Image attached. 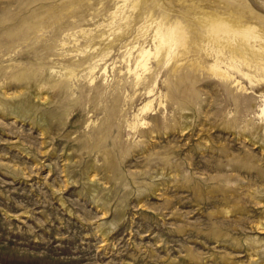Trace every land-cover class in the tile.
<instances>
[{
	"label": "rangeland",
	"instance_id": "obj_1",
	"mask_svg": "<svg viewBox=\"0 0 264 264\" xmlns=\"http://www.w3.org/2000/svg\"><path fill=\"white\" fill-rule=\"evenodd\" d=\"M134 1L0 0V264H264V54L232 38L213 76L204 22L225 9L264 50V0ZM158 25L183 65L135 85Z\"/></svg>",
	"mask_w": 264,
	"mask_h": 264
},
{
	"label": "bare ground",
	"instance_id": "obj_2",
	"mask_svg": "<svg viewBox=\"0 0 264 264\" xmlns=\"http://www.w3.org/2000/svg\"><path fill=\"white\" fill-rule=\"evenodd\" d=\"M122 1H123V5L126 6L128 0H122ZM138 6H139V0H135L132 3V6L130 7V9L132 11H135L138 8ZM224 12H225V9H222V10L219 9V11L209 12L208 14L205 15L204 22L208 28L209 37L211 38V42L219 45V48L215 50V53H216L215 62L209 67L208 70L209 72H211L213 76L223 79V80H228L230 79L231 76L226 69L222 68L221 66L222 61H219V56L223 55L222 54L223 48H234V46L232 45V41H233L232 38L235 39L237 37L238 41L240 40L242 45L248 44V43L251 44V42H253V45H251V47L257 53L264 54V50H262L261 47H258L255 45L256 42L260 43L261 41V35L255 26L245 25V24H242L241 21L238 19H234L231 16L222 15V13ZM113 16H116V14H113ZM153 42H154V51H151L150 49H145L143 47L140 48L137 54V59H135L134 61L135 62L134 66L131 65L130 59L127 61L126 74H128L129 76H134L135 85H140L143 80L142 77H144L143 75L149 72L150 68L148 66V63L151 58H153L157 63L160 62L161 59H163L166 65L168 64L174 65L175 69H178L179 67L183 65V62H179L181 58V54L179 53V48L180 47L184 48L185 43H186V35L182 28H180L179 26H172V27H168L164 32L161 30V28L158 25V27L155 29L154 34H153ZM65 44H66L65 42L61 43L62 49L64 48ZM89 51L91 53L93 52L91 51V49L82 50V51L80 50L77 53V55H74V56H79L78 54H80L82 55L81 57L83 59L87 56H90V55H86L88 54L87 52ZM66 55L68 54H63L61 56H66ZM69 55L71 56V54ZM107 56H108V53L105 55H102L98 60H95L93 61L92 64L88 65V74H89L90 82L95 80V77H94V74L96 72L95 70L98 71V67L101 64L105 63V59L107 58ZM77 61L79 60L77 59ZM241 64H245V65L248 64V60L246 59V57H244L243 55H241L239 58L235 56H229V60L226 65V68H233V69L240 70L239 65ZM105 69L106 67H103V71H105ZM75 71H76L75 69L65 70V72H67L68 80H71L72 78H74L75 80L78 79L77 75L75 74ZM103 74H105V72ZM244 75L245 77L248 78L249 81H252V76L246 73H244ZM256 81H260V79H257ZM152 91L153 89H149L147 93H150ZM149 105H150V100H148V102L144 103L140 108H138L139 113H137L136 115L139 117L141 113L144 115V112L148 111L149 110L148 108H151V106ZM260 111H261L260 113L263 115L264 114V103ZM136 115L134 117H136ZM141 120H139L138 122V125L140 127L144 125L146 126L148 125L147 122L143 120L141 121ZM133 125H135L134 122H133ZM149 132H150L149 127H143V129L139 130V133L141 136H146L149 134ZM256 224H257L258 229L264 230L263 222L259 221Z\"/></svg>",
	"mask_w": 264,
	"mask_h": 264
}]
</instances>
